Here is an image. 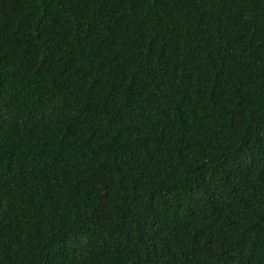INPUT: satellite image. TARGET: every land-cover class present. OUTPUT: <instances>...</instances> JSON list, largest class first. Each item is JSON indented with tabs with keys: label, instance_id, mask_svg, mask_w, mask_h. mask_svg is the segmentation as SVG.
Returning <instances> with one entry per match:
<instances>
[{
	"label": "trees",
	"instance_id": "trees-1",
	"mask_svg": "<svg viewBox=\"0 0 264 264\" xmlns=\"http://www.w3.org/2000/svg\"><path fill=\"white\" fill-rule=\"evenodd\" d=\"M0 264H264V0H0Z\"/></svg>",
	"mask_w": 264,
	"mask_h": 264
}]
</instances>
